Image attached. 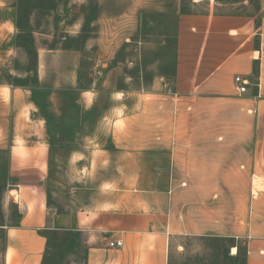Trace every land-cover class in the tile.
I'll return each instance as SVG.
<instances>
[{
	"label": "crops",
	"instance_id": "1",
	"mask_svg": "<svg viewBox=\"0 0 264 264\" xmlns=\"http://www.w3.org/2000/svg\"><path fill=\"white\" fill-rule=\"evenodd\" d=\"M18 2L0 0L9 16L0 19V78L10 59L11 77L29 80L0 84L11 99L10 199L18 211L0 227L1 264H43L48 232L73 233L77 252L68 255L79 260L66 264H170L176 236L245 240L246 263L264 264V213L252 189L264 184V18L253 27L190 16L188 33L201 44L179 42L176 93L145 101L119 89L128 76L110 63L113 53L42 48L29 70L15 37ZM91 60L104 68L98 82ZM236 77L248 80L245 94ZM186 97L232 106L219 115L229 125L189 129ZM57 169L80 173L61 181L52 178ZM120 240L122 248H109Z\"/></svg>",
	"mask_w": 264,
	"mask_h": 264
},
{
	"label": "rangeland",
	"instance_id": "2",
	"mask_svg": "<svg viewBox=\"0 0 264 264\" xmlns=\"http://www.w3.org/2000/svg\"><path fill=\"white\" fill-rule=\"evenodd\" d=\"M210 15L240 18L237 19L239 23L245 26L252 24L254 27L257 22L260 25L264 18V0H19L14 17L15 37L17 44L23 48L22 51L27 53L29 70H35L37 54L42 48L68 49L73 52L83 50L92 57L99 51L113 53L114 59L110 63L115 66L119 64L128 76V79L124 77L120 82L119 89L129 91L131 96H137L140 91V97L149 101V98L155 96L176 93L173 77L179 42L182 39V42L197 45V48L201 44V38L192 37L188 33L196 23L190 16ZM1 18L9 16L0 14ZM245 18L249 19L244 20ZM177 27L182 32V38H179V34L176 35ZM196 30L200 34L202 29L199 27ZM261 34H264V28L257 36L261 38ZM10 63H13L10 59L5 61L0 84L9 83L11 75L7 66ZM93 63L95 71L102 69L104 72L100 63L91 60V64ZM181 110L194 116L189 129L215 130L223 128L225 124L229 125L219 115L224 117L225 113L233 112V107L220 106L208 99L195 103V98L186 97ZM11 117L10 96L0 92V227L18 217L16 204L10 199V192L15 189L11 176ZM166 122H163V127L171 128ZM237 122L241 123L240 120ZM119 123V129L123 128L122 122ZM115 124L111 125L113 129H116ZM185 128L183 120L182 129ZM52 140L54 142L56 138ZM60 162L58 157L53 166L55 163L59 166ZM119 172L120 170H114L115 178L117 175L121 176ZM51 173L54 174L52 178L71 181L74 174L80 172L57 169ZM252 189L253 194H259V211L264 213V196H261L264 195V184H254ZM13 195L16 196V193L13 192ZM61 238L59 236L54 239V248H58ZM236 246L239 247L240 257L238 260H227V255L236 257L235 254L232 255V248ZM2 247L0 234V259ZM54 252L57 251L54 249ZM245 254V240L176 236L171 242L169 262L245 264ZM77 260L79 259L63 254L55 261L66 264Z\"/></svg>",
	"mask_w": 264,
	"mask_h": 264
},
{
	"label": "trees",
	"instance_id": "3",
	"mask_svg": "<svg viewBox=\"0 0 264 264\" xmlns=\"http://www.w3.org/2000/svg\"><path fill=\"white\" fill-rule=\"evenodd\" d=\"M217 1L222 2L223 0H217ZM8 82H9V84L14 85V86H26L29 84L28 79L21 80L18 78H13L11 76H9ZM59 236H62V238L59 241L58 248H54L53 247L54 239H57ZM73 236H74L73 233L60 234L57 232H48L47 237L49 240V250H47V252L45 254L43 264H59L55 261L57 257H59L63 254L65 255V254L76 253L77 250L74 247ZM54 249L57 252H54ZM60 249H62V251H60ZM225 257L227 260H238V258L240 257V254H237L236 257H230L228 255ZM244 262H245V264H247L245 257H244Z\"/></svg>",
	"mask_w": 264,
	"mask_h": 264
},
{
	"label": "built area",
	"instance_id": "4",
	"mask_svg": "<svg viewBox=\"0 0 264 264\" xmlns=\"http://www.w3.org/2000/svg\"><path fill=\"white\" fill-rule=\"evenodd\" d=\"M103 70L102 69H97L94 71V81L98 82L99 80L102 79L103 77ZM235 85L237 87V90L240 94H245L248 90L249 82L245 78L242 77H236L235 78ZM124 245L123 241H111L109 242V248L111 249H120Z\"/></svg>",
	"mask_w": 264,
	"mask_h": 264
},
{
	"label": "bare ground",
	"instance_id": "5",
	"mask_svg": "<svg viewBox=\"0 0 264 264\" xmlns=\"http://www.w3.org/2000/svg\"><path fill=\"white\" fill-rule=\"evenodd\" d=\"M237 252V250L236 249H234V253H236Z\"/></svg>",
	"mask_w": 264,
	"mask_h": 264
}]
</instances>
